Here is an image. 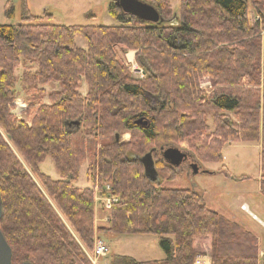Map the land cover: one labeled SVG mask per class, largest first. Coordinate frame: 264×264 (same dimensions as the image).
I'll use <instances>...</instances> for the list:
<instances>
[{
    "label": "trees",
    "instance_id": "1",
    "mask_svg": "<svg viewBox=\"0 0 264 264\" xmlns=\"http://www.w3.org/2000/svg\"><path fill=\"white\" fill-rule=\"evenodd\" d=\"M142 1L163 23L124 15L112 1L114 26L52 24L51 14L26 7L19 23L0 25V230L12 264H92L86 251L103 233L153 235L164 253L108 264H192L198 253L212 264H258L252 233L209 209L197 191L150 182L130 155L152 145L156 171L172 172L156 147L185 141L198 161L221 163L224 145L257 142L264 197V0H180L175 21L168 0ZM127 50L142 77L119 58ZM21 59L37 66L21 77L29 121L13 113ZM51 83L58 89L47 91ZM119 133L131 140L119 142ZM46 158L59 180L41 172ZM85 162L92 185L81 189ZM95 189L118 197L106 226L95 224Z\"/></svg>",
    "mask_w": 264,
    "mask_h": 264
},
{
    "label": "rangeland",
    "instance_id": "2",
    "mask_svg": "<svg viewBox=\"0 0 264 264\" xmlns=\"http://www.w3.org/2000/svg\"><path fill=\"white\" fill-rule=\"evenodd\" d=\"M113 0H0V25H14L20 22L23 10L26 7L33 16H42L44 13L52 15L50 23L62 25L81 26H114L118 22L108 13V7ZM174 11V21L179 14L180 0H168ZM75 43L81 48H86V42L81 37L75 38ZM131 50L118 53L119 58L128 67L129 72L134 76H140V71L135 67V54L130 58ZM135 52V51H132ZM129 54V55H128ZM36 64H31L21 59L20 65L15 69L16 76V101L13 113L29 121L30 112L27 110L29 96L24 91L21 77L25 71L34 72ZM47 91L58 89L55 83L44 87ZM202 89L208 90L206 82L202 84ZM86 84L82 82L79 92L86 94ZM151 105L156 106L157 100L152 97L147 98ZM47 103V99L43 100ZM211 126V119L208 117ZM1 132V131H0ZM130 133H119V142L131 140ZM106 142V140H104ZM152 145H147L145 149L137 153L131 152V158H139L150 150ZM177 147L189 155V159L178 167H174L172 172L157 169L156 183L172 189H191L197 191L208 208L237 223L247 225L248 228L257 229V221L249 214H254L264 220V197L259 190L260 169V146L257 142H234L223 146L221 154L223 162L210 163L198 161L191 152L187 150L186 142L179 145L167 144L156 147L158 157H161L160 148ZM22 161V159L20 158ZM195 162L199 166V172L193 174L189 166ZM87 163H83L79 169L78 179L75 183L77 187H86L91 182L86 178ZM41 172L53 180H59V175L55 169L53 161L46 158L39 166ZM27 169V167H26ZM28 170V169H27ZM176 176L173 180L170 177ZM240 176H246L245 180H233ZM35 179V176H33ZM109 187V185H106ZM105 186V188H106ZM98 210L103 212L106 218L95 224L107 225L108 211L103 208V195L100 191L95 194ZM118 198V197H117ZM248 205V210H241V202ZM97 210V211H98ZM249 211V212H248ZM102 214V215H103ZM96 238L102 239L109 246V253L106 257H100L99 264L110 263L115 256H128L136 261H159L164 258V253L159 246V240L153 235H112L110 233L96 234ZM94 239V240H95ZM93 251V250H92ZM88 257L92 252H87ZM202 254V253H198Z\"/></svg>",
    "mask_w": 264,
    "mask_h": 264
},
{
    "label": "water",
    "instance_id": "3",
    "mask_svg": "<svg viewBox=\"0 0 264 264\" xmlns=\"http://www.w3.org/2000/svg\"><path fill=\"white\" fill-rule=\"evenodd\" d=\"M114 4L120 9L121 13L128 16H133L140 21L159 25L163 23V18L157 9L149 3L142 0H113ZM139 124L146 125L147 122L143 119L138 121ZM118 139V136L116 137ZM150 151L139 158L140 163L144 169V176L150 181L155 182L157 180V171L155 169V163ZM160 154L162 161L171 167H178L185 163L189 159V155L177 147L161 148ZM192 173L197 174L199 172V166L197 163L192 162L189 164ZM2 205L0 200V220L2 218ZM11 248L8 245L4 235L0 230V264H12L11 262ZM31 264V263H23Z\"/></svg>",
    "mask_w": 264,
    "mask_h": 264
},
{
    "label": "built area",
    "instance_id": "4",
    "mask_svg": "<svg viewBox=\"0 0 264 264\" xmlns=\"http://www.w3.org/2000/svg\"><path fill=\"white\" fill-rule=\"evenodd\" d=\"M140 71V76L142 77L144 75L143 71L140 70L137 66H135ZM106 192H109L110 189L108 186L105 188ZM99 190L95 189V194H97ZM118 202V198L111 196L109 194L103 196V203L102 206L104 209L109 210L113 204H116ZM241 210L246 211V206L241 205ZM110 249L109 246L99 238H96L94 240L93 245V251L92 256H90V261L92 264H99L98 260L100 257H106L109 253ZM192 264H212L211 257L207 254H196L193 258Z\"/></svg>",
    "mask_w": 264,
    "mask_h": 264
},
{
    "label": "crops",
    "instance_id": "5",
    "mask_svg": "<svg viewBox=\"0 0 264 264\" xmlns=\"http://www.w3.org/2000/svg\"><path fill=\"white\" fill-rule=\"evenodd\" d=\"M129 53H132L130 58L134 57L135 52L129 51ZM233 180H235V179L233 178ZM89 186L90 185H87L86 187H79V188L85 189V188H89ZM241 205H245L246 206V210H248L247 203L242 201L240 203V205H239L240 209H241ZM97 210H98V207L96 205V207H95V220H96L95 222L96 223L98 221H102V220H104V218H106L105 215L103 214V212H101L99 210L97 211ZM249 214L257 221V223H258L257 229H251V228H248L247 225H243V224H240V223H238V224L241 225L244 229H246L247 231H249L250 233H252L256 237L257 243H258V264H264V220L259 218L258 216L254 215V214H251L250 212H249ZM96 225L97 226H106V225L101 224V223L96 224ZM202 254L209 255V253H202ZM139 262H146V261H139Z\"/></svg>",
    "mask_w": 264,
    "mask_h": 264
}]
</instances>
